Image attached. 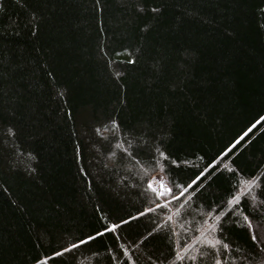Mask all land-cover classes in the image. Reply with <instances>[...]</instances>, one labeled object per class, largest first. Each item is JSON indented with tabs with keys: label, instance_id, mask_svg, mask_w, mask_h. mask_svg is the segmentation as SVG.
Returning a JSON list of instances; mask_svg holds the SVG:
<instances>
[{
	"label": "trees",
	"instance_id": "trees-1",
	"mask_svg": "<svg viewBox=\"0 0 264 264\" xmlns=\"http://www.w3.org/2000/svg\"><path fill=\"white\" fill-rule=\"evenodd\" d=\"M261 116L264 0H0V264H264Z\"/></svg>",
	"mask_w": 264,
	"mask_h": 264
},
{
	"label": "snow or ice",
	"instance_id": "snow-or-ice-1",
	"mask_svg": "<svg viewBox=\"0 0 264 264\" xmlns=\"http://www.w3.org/2000/svg\"><path fill=\"white\" fill-rule=\"evenodd\" d=\"M125 51H127V49H125ZM132 62H133L132 60H129L128 61V63H132ZM260 120L261 121H264V116H261L260 117ZM112 124H113V126H117L115 120L112 121ZM11 131H12L11 129H8V132L9 133H11ZM233 143H235V141H233ZM231 147H232L231 144L228 145V147L225 148L224 151L221 152L220 155L216 157V159L212 160L211 163L208 164L207 168H205L204 171L200 172L199 175L196 176L195 180H192L188 184V188H190L202 176H204L205 173L209 169H211L217 163V161L220 159V157L224 156V153L227 152L228 149L231 148ZM158 156L160 158H163V159H168L166 153L163 152V151H158ZM133 159H135V157H133ZM171 163L172 164H176L177 161L176 160H171ZM157 165L161 169H163V165L160 164V161L159 160H157ZM241 183L242 184H245V187H244L243 191L244 192H247L254 185H256V178H253L251 180L241 181ZM145 191L146 192L153 193L154 196L157 197V198H161L160 199V203L159 204H153V207L152 208L145 207L144 210H143V212H137L136 213V216H142L144 213L151 212L155 208H161V207L167 206L168 200L162 199L164 196H168L171 200H176L177 199V196L176 195H172V188L168 187V185H167L166 181L164 180V178L162 176H159V175L158 176H154L151 179H148L146 181V189H145ZM184 191H187V189H185ZM180 195H183V193H180ZM241 195H242L241 192H236L234 195L229 196L228 201H227V207L228 208H231L234 203H237L240 200ZM226 210L227 209H225L224 211H226ZM224 211L219 212V214L214 217V223H212V224H209L208 221L205 220L204 223L207 225V228H205L203 231H200L199 232V235L196 236L191 241V243L184 245L183 248L180 249V252H177L176 253L175 259L176 260L182 259L183 257L181 255V253L187 254L188 250L189 249H192L193 248V245L197 244V242H200V243H202L204 245H207L209 248H214L216 246V244H219L220 243L219 240H217L215 238L209 239L208 236L205 235V232H207L209 229H211V231H213V232L216 231L215 221H219L220 220V217L224 215ZM239 214L243 217L244 221L248 224V227L251 228L252 225H251V222L249 220V217L246 216V215H244V213L242 211ZM208 216H213V213L212 212H209L208 213ZM132 219H134V217H132V216H129L128 217V220H132ZM167 220L171 221L172 220V216L171 215L167 216ZM125 223H127L126 220H120L119 221V224H125ZM163 224H164V221H161V223L157 225V228H160L161 225H163ZM117 227H118V224L111 223V222L108 224L107 227H104L102 225L101 226V230L99 232H95L93 235H85L83 239H77L75 243H69L67 245V248H61L59 250V252L54 251V252L51 253V255L52 256H59L62 253L67 252L70 249H74V248H76L79 245L85 244L87 241L93 240L94 239V236H100L104 232L113 231V230L117 229ZM252 239L255 240L256 239V236L253 235L252 236ZM223 247L224 248H228L229 246L227 244H224ZM124 255L126 257L128 256L127 250H124ZM201 255L203 256L204 253H201ZM188 258L191 259V260H195L196 259V257H194V256H189ZM42 259L46 261L48 259V257H43ZM34 264H41V260L40 259L35 260L34 261ZM170 264H171V262H170ZM214 264H221V260L220 259H216L214 261Z\"/></svg>",
	"mask_w": 264,
	"mask_h": 264
},
{
	"label": "built area",
	"instance_id": "built-area-1",
	"mask_svg": "<svg viewBox=\"0 0 264 264\" xmlns=\"http://www.w3.org/2000/svg\"><path fill=\"white\" fill-rule=\"evenodd\" d=\"M158 175H159V174H154L153 177H154V176H158ZM159 176H161V175H159Z\"/></svg>",
	"mask_w": 264,
	"mask_h": 264
}]
</instances>
